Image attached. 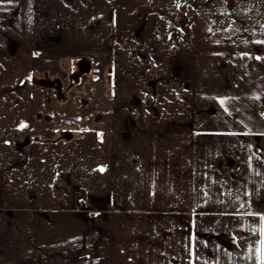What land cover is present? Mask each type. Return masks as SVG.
<instances>
[{"label": "crops", "instance_id": "0c3cea01", "mask_svg": "<svg viewBox=\"0 0 264 264\" xmlns=\"http://www.w3.org/2000/svg\"><path fill=\"white\" fill-rule=\"evenodd\" d=\"M92 73L109 109L61 116ZM45 212L51 253L27 252ZM3 245L0 264H264V0H0Z\"/></svg>", "mask_w": 264, "mask_h": 264}, {"label": "rangeland", "instance_id": "374dc122", "mask_svg": "<svg viewBox=\"0 0 264 264\" xmlns=\"http://www.w3.org/2000/svg\"><path fill=\"white\" fill-rule=\"evenodd\" d=\"M93 75L95 76V73H92L91 78H88V80H87V82H88L87 83V85H88L87 90L88 91L86 92L84 90V94L87 96H90V94L91 95L96 94L100 98L93 100V99H90L89 97H87L88 99L85 101L86 102L85 103L84 102V98L86 97L85 95L83 98H81V100H77V96H73L74 97L73 100H71V102L67 106L68 108H71V109L69 111L64 112V113H61L60 114L61 116H63V117L70 116V118L72 119L73 117H71V116H73V115L75 116V114H80V115H77L74 117V119L76 121L80 120V123H83V122L88 123V119H89L88 116H90L89 120L91 123V121L94 122V121L98 120V119H96L98 114L100 116V115H102L101 113H103L104 111H107L109 109L110 103H108V100H110V98L113 95V91H114V89L112 87V83L109 79H107L106 81L98 84L97 81L96 82L93 81V78H94ZM79 76L80 75H78V77ZM57 79H58V77H56V79H55L57 81V83L52 84V86H54L56 88H58L60 86L59 83H61L60 81H62L61 79L60 80H57ZM72 79L76 80L77 77L72 76ZM96 79H97V77H96ZM87 85H85V86H87ZM72 88H74V84H72ZM79 90H81V89H79ZM73 92H75V88L73 89L72 93ZM89 102H90V104H89ZM88 105L90 106V108L88 107ZM89 110H91L90 115H87V116L84 115V112L89 111ZM94 118H95V120H94ZM99 124H100V122H99ZM34 214L39 215L38 213H34ZM42 214L45 215V217H43L42 220L39 216H37V217L33 216V218H32V220L33 219H40L42 221V225H44L42 227V229H40L41 232L38 233V235H40V237L37 238L36 236H34V231H37V229H39V228L31 227V228L27 229L28 230V233H27L28 237H26L27 252H41L44 254H50L51 253V242L55 238L54 236H56L58 234L56 232H53L55 230V228L51 227L50 215L52 213L51 212H49V213L45 212ZM61 230H62V232H60V235L63 236L64 238H66L65 231L67 229L62 228ZM9 245L10 244L7 245V250H9L10 252H18V251L23 250L22 249L23 246L22 245L20 246L18 244V242L14 243L12 246L10 245L11 247L8 249ZM1 250L4 252L7 251L5 245L0 246V251ZM44 262L45 261L43 260V263Z\"/></svg>", "mask_w": 264, "mask_h": 264}]
</instances>
